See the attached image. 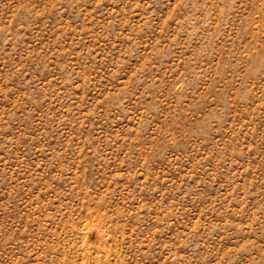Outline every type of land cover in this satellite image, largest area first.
<instances>
[{"label": "rangeland", "instance_id": "rangeland-1", "mask_svg": "<svg viewBox=\"0 0 264 264\" xmlns=\"http://www.w3.org/2000/svg\"><path fill=\"white\" fill-rule=\"evenodd\" d=\"M0 264H264V0H0Z\"/></svg>", "mask_w": 264, "mask_h": 264}]
</instances>
